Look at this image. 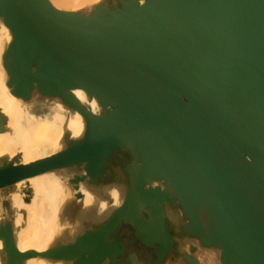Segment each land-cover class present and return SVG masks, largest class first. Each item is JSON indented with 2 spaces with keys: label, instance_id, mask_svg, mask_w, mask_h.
<instances>
[{
  "label": "water",
  "instance_id": "1",
  "mask_svg": "<svg viewBox=\"0 0 264 264\" xmlns=\"http://www.w3.org/2000/svg\"><path fill=\"white\" fill-rule=\"evenodd\" d=\"M0 27L7 95L81 125L26 161L0 105V264H264V0H0Z\"/></svg>",
  "mask_w": 264,
  "mask_h": 264
},
{
  "label": "bare ground",
  "instance_id": "2",
  "mask_svg": "<svg viewBox=\"0 0 264 264\" xmlns=\"http://www.w3.org/2000/svg\"><path fill=\"white\" fill-rule=\"evenodd\" d=\"M5 32L0 27V51L4 42ZM2 71L0 69V105L9 116V125L13 132V139L17 142V151H23L25 160H31L34 153L39 154L47 149L55 150L59 144V138L62 134L63 127L66 126L73 134H77L81 127L80 121L75 115L67 117L59 105L51 103H34L28 110L24 104L19 103L9 97L2 83ZM28 110L30 119L26 120L25 126L22 124V118L25 110ZM43 112V113H41ZM35 116V118H33ZM12 135L7 133L0 136V154L9 152L14 153V149L10 150L8 143ZM10 140L11 142H8ZM48 181V189L40 188L43 179L34 180L35 197L30 205H24L18 199H14L17 208L26 211V225L19 234L21 250L31 246L42 249L50 240L54 230L53 221L48 217L45 206L51 201L55 202V198L62 191L58 181L53 177L44 179ZM40 198V199H38ZM91 200L90 196L86 197V203ZM55 205V203H54ZM47 217V216H46ZM21 216H17L19 222ZM32 264H46L45 262H32Z\"/></svg>",
  "mask_w": 264,
  "mask_h": 264
}]
</instances>
